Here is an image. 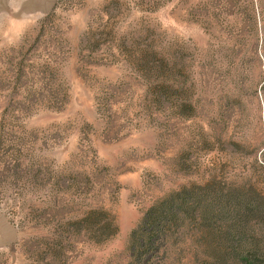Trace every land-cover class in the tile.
Here are the masks:
<instances>
[{"label":"rangeland","instance_id":"1","mask_svg":"<svg viewBox=\"0 0 264 264\" xmlns=\"http://www.w3.org/2000/svg\"><path fill=\"white\" fill-rule=\"evenodd\" d=\"M210 180L264 192V0H0V264H195L129 236Z\"/></svg>","mask_w":264,"mask_h":264},{"label":"trees","instance_id":"2","mask_svg":"<svg viewBox=\"0 0 264 264\" xmlns=\"http://www.w3.org/2000/svg\"><path fill=\"white\" fill-rule=\"evenodd\" d=\"M218 181L193 184L153 204L129 236L131 257H151L165 247L171 228L189 226L195 264H264V192L246 183ZM84 221L97 222L98 242L116 234L102 210L91 211Z\"/></svg>","mask_w":264,"mask_h":264}]
</instances>
